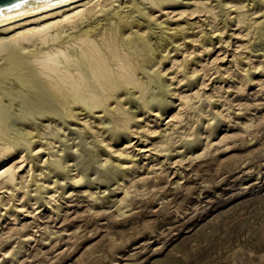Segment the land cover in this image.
Returning <instances> with one entry per match:
<instances>
[{
  "label": "rangeland",
  "instance_id": "rangeland-1",
  "mask_svg": "<svg viewBox=\"0 0 264 264\" xmlns=\"http://www.w3.org/2000/svg\"><path fill=\"white\" fill-rule=\"evenodd\" d=\"M144 2L102 47L155 56L139 85L90 76L97 106L0 52V264H264V0Z\"/></svg>",
  "mask_w": 264,
  "mask_h": 264
},
{
  "label": "bare ground",
  "instance_id": "bare-ground-1",
  "mask_svg": "<svg viewBox=\"0 0 264 264\" xmlns=\"http://www.w3.org/2000/svg\"><path fill=\"white\" fill-rule=\"evenodd\" d=\"M134 2L144 5L145 7L147 6L144 0L14 1L9 5L0 7V33H4L0 36V52L15 48L26 49L32 65L35 66V69H37L41 75V81L46 82L49 80L57 90L64 91L67 89L71 91L76 96L75 102L90 103L93 106H97L102 104V101L95 97L98 96L97 93L94 92V88L97 85L90 79V76L96 79L95 81L107 93L108 90L110 91L118 85V77L122 78L123 81L128 84L133 82L139 85L143 77L137 75L138 69L140 66L144 68L147 67L152 57L155 56H152L150 53L151 43L150 36H148L149 34L142 36L134 32H129V36L125 38L124 41L122 40L121 44L114 42L113 45H111L110 43L112 51H105L102 47V42H108L109 37L112 39H122L124 29H126L127 26L136 25L137 27L145 23L135 18L133 14L134 10H132ZM123 11H126V13L124 19L121 20L120 15ZM187 24L188 23H186V25ZM147 30L148 29L144 32H147ZM221 30L223 31V29ZM181 31H183V29ZM261 36L264 38V27H262ZM164 38H160L153 44L154 46H152L159 49L160 44L164 43V41L168 40L170 37ZM126 46L135 48L134 57L131 58ZM135 59L138 60L139 65L135 63ZM116 65L117 67L115 68ZM74 70L76 72H74ZM24 72L25 75H23L22 80L28 82L30 79L26 75L28 71ZM29 72L31 73L33 71L30 70ZM6 77L9 79L8 81H10V83L12 82V86L18 84V81L14 80V78ZM0 80L2 79L0 78ZM20 86L24 88L23 85ZM87 92L94 94L90 96L93 103L90 102L89 98L86 96L85 93ZM4 171L6 172L7 170L5 169ZM82 171H85L84 168ZM10 174L13 177L14 170H10ZM99 176L100 175H98V177ZM107 183L109 184L108 181Z\"/></svg>",
  "mask_w": 264,
  "mask_h": 264
},
{
  "label": "water",
  "instance_id": "water-1",
  "mask_svg": "<svg viewBox=\"0 0 264 264\" xmlns=\"http://www.w3.org/2000/svg\"><path fill=\"white\" fill-rule=\"evenodd\" d=\"M14 1H18V0H0V7H1V6L9 5V4H11L12 2H14Z\"/></svg>",
  "mask_w": 264,
  "mask_h": 264
}]
</instances>
